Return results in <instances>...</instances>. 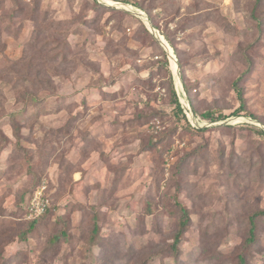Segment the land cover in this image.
Segmentation results:
<instances>
[{"label":"rangeland","instance_id":"obj_1","mask_svg":"<svg viewBox=\"0 0 264 264\" xmlns=\"http://www.w3.org/2000/svg\"><path fill=\"white\" fill-rule=\"evenodd\" d=\"M14 2L0 0V264H264V216L247 243L264 211V0ZM43 189L51 210L24 238ZM176 203L191 219L178 252Z\"/></svg>","mask_w":264,"mask_h":264},{"label":"trees","instance_id":"obj_2","mask_svg":"<svg viewBox=\"0 0 264 264\" xmlns=\"http://www.w3.org/2000/svg\"><path fill=\"white\" fill-rule=\"evenodd\" d=\"M20 1L21 0H15V2H14L15 3V6H17V8H21V2ZM260 4H261V0H257L256 5L254 7V11L260 8ZM30 67L32 69L31 63H30ZM11 74H14L13 76H20L17 71H12ZM22 76H26V73L22 74ZM241 79L242 78H239V80L236 82V91H237L238 96H239V99L241 101V105L235 111V113H234L235 115H238L240 112H242L243 109H245V100H244V97H243V91L238 86L239 81H241ZM22 80H25V79L18 78V81L17 82L20 83V81H22ZM29 96H30V100L27 102L26 107L23 110H21L20 112L11 113L10 117H12L13 120L19 118L21 115H24L25 116L26 115L25 113L28 111V109L31 108L32 106L36 105L39 102V98L35 94H29ZM174 104L176 105V108L178 109V111L180 113H182V115H183L182 104L180 103L178 97L176 96V92L175 91H174ZM200 118L202 120H204V121L205 120L215 121V120H219V119H225L226 116H223L222 114L216 115L215 112L207 111V112L201 114L200 115ZM15 128L20 132V130L17 127H15ZM259 133L261 135H264V132L263 131H259ZM4 150L1 149L0 150V153H2ZM176 205H177L178 208H180L182 217H181V220L179 222L178 231H177V234L175 236L174 244H172V250L174 252H178L179 245L184 240V233L186 232V230H187V228H188V226L190 224V221H191L189 211L185 207H183L180 203H176ZM51 207L52 206H49L47 208V210L45 211V213L41 217H39L37 219L29 220L26 217L27 221L30 222V227L24 232V234H23V237L24 238H26L29 234L32 233L35 224L37 222H39V220L41 218H43L51 210ZM262 216H264V211H259L257 214H255L251 218V221H250V225H251V228H250V238L247 241V243L251 246V248L254 247L257 244V241H258L257 240V237H256V232H255V229H256V226H257L255 220L257 218H259V217H262ZM94 227H95L96 230L99 228L98 225H95ZM249 260H250V257H247V252H246V254H244V256H241L240 257L239 264H249Z\"/></svg>","mask_w":264,"mask_h":264},{"label":"built area","instance_id":"obj_3","mask_svg":"<svg viewBox=\"0 0 264 264\" xmlns=\"http://www.w3.org/2000/svg\"><path fill=\"white\" fill-rule=\"evenodd\" d=\"M45 189L41 192H36L34 197L31 199L27 210V218L29 220L41 217L49 207V201L45 197L44 193Z\"/></svg>","mask_w":264,"mask_h":264},{"label":"water","instance_id":"obj_4","mask_svg":"<svg viewBox=\"0 0 264 264\" xmlns=\"http://www.w3.org/2000/svg\"><path fill=\"white\" fill-rule=\"evenodd\" d=\"M98 1H99L100 3H102L101 0H98ZM103 2H104V0H103ZM105 3H107V2H105ZM102 4H103V3H102ZM107 5L110 6V7H113V8H114V7L118 8L116 4L107 3ZM120 9H124L125 11L130 12V10H128V8L125 7V6L120 7ZM149 27H150V29H151L153 35L156 37V39H157L161 44H163V45L165 46V49L167 50V47H168V46H166V43H165V41L163 40V38L159 35V33H158L155 29L152 28L151 24H149ZM167 51L169 52V54L172 52V51H170V49L167 50ZM171 60L174 61V65L177 67V68H176V70H177V69H178V64H177V60H176V58H175L174 55L171 56ZM185 113L187 114V116L190 117V119L192 120V122H194V123L197 124V122H195L196 120H195V117H194V115H193V112H192L191 108H188L187 110H185Z\"/></svg>","mask_w":264,"mask_h":264},{"label":"bare ground","instance_id":"obj_5","mask_svg":"<svg viewBox=\"0 0 264 264\" xmlns=\"http://www.w3.org/2000/svg\"><path fill=\"white\" fill-rule=\"evenodd\" d=\"M141 13H142V12H141ZM164 41H165V40H164ZM172 67H173V66H172ZM176 76H177V75H176ZM180 84H181V83H180ZM180 84H179V85H180ZM179 85H178V86H179ZM180 86H181V85H180ZM185 101H186V100H185Z\"/></svg>","mask_w":264,"mask_h":264}]
</instances>
